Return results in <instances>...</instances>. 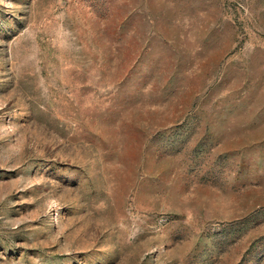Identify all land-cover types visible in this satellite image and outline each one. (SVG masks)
Returning <instances> with one entry per match:
<instances>
[{
	"label": "rangeland",
	"instance_id": "1",
	"mask_svg": "<svg viewBox=\"0 0 264 264\" xmlns=\"http://www.w3.org/2000/svg\"><path fill=\"white\" fill-rule=\"evenodd\" d=\"M0 264H264V0H0Z\"/></svg>",
	"mask_w": 264,
	"mask_h": 264
}]
</instances>
